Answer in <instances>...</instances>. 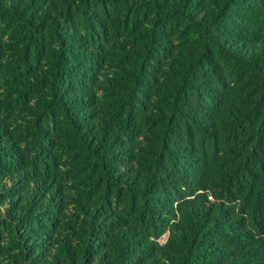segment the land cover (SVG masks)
I'll list each match as a JSON object with an SVG mask.
<instances>
[{
	"label": "trees",
	"instance_id": "16d2710c",
	"mask_svg": "<svg viewBox=\"0 0 264 264\" xmlns=\"http://www.w3.org/2000/svg\"><path fill=\"white\" fill-rule=\"evenodd\" d=\"M0 264H264V0H0Z\"/></svg>",
	"mask_w": 264,
	"mask_h": 264
},
{
	"label": "rangeland",
	"instance_id": "374dc122",
	"mask_svg": "<svg viewBox=\"0 0 264 264\" xmlns=\"http://www.w3.org/2000/svg\"><path fill=\"white\" fill-rule=\"evenodd\" d=\"M117 15H114L112 17V23L113 25H111V29H115L116 25H117ZM127 37V36H126ZM124 36V31H113L111 33H109V36L107 38H103L101 39V42L105 43V52L104 54L101 56L100 59V66L99 68H96L93 70V78L91 79V81L89 82V89H90V93L92 91H98L97 89L100 88H105L107 81L109 80H113L116 79L117 76L114 75L115 72L112 71H116V68L118 67H122L123 64L121 62V59L119 58V52H114L110 50V46H112L113 44H118V45H130L131 42H133L131 35L128 36V38H126ZM87 60L83 59L82 57H78L76 58V63L82 65L85 64L87 65ZM97 76L100 77L97 79ZM95 106L100 109L102 107V101L100 99L96 98L95 101ZM136 142H132V146L135 144ZM168 237V233L162 234L161 236H159L155 242L160 245L163 246L167 240Z\"/></svg>",
	"mask_w": 264,
	"mask_h": 264
}]
</instances>
